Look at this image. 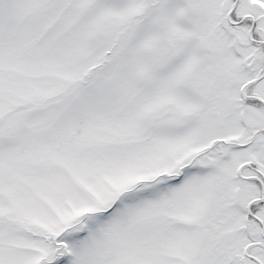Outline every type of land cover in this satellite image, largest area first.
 <instances>
[{"label": "snow or ice", "instance_id": "1", "mask_svg": "<svg viewBox=\"0 0 264 264\" xmlns=\"http://www.w3.org/2000/svg\"><path fill=\"white\" fill-rule=\"evenodd\" d=\"M0 264H264V0H0Z\"/></svg>", "mask_w": 264, "mask_h": 264}]
</instances>
